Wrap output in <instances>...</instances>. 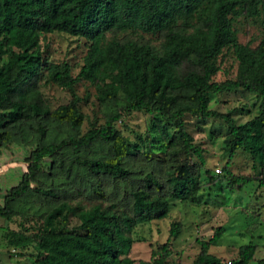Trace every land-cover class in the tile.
Wrapping results in <instances>:
<instances>
[{"label":"trees","instance_id":"16d2710c","mask_svg":"<svg viewBox=\"0 0 264 264\" xmlns=\"http://www.w3.org/2000/svg\"><path fill=\"white\" fill-rule=\"evenodd\" d=\"M260 0H0V127L17 123L21 118L38 119L50 115L55 121L66 124L75 134L46 141L45 127L37 123L32 130L37 134V145L30 150L26 172L16 186L8 189L0 205V217L9 219L12 202L25 194L29 184L40 172L41 159L52 155L62 146H68L74 154L73 161L92 174L122 179L128 171L122 165L125 157L135 155L114 122L122 112L143 110L155 114L163 121H172L177 138L184 151H191L199 159V149L191 143L181 119L184 113L203 118L216 117L223 120L227 132L224 150L228 158L235 149L246 151L256 166L264 168V21L263 35L258 48L249 51L236 41L228 15L236 7L249 15L256 12ZM199 11V23L203 35L182 34L174 30L177 17L184 20ZM139 29L154 34L165 30L162 54H156L149 46L132 41H111L100 48L98 39L111 29ZM199 29V28H197ZM62 32L87 40L88 49L83 64L76 75L71 76L66 62L52 64L49 78L60 87L68 89L70 100L48 110L43 106L34 89L41 69L40 34ZM224 47H231L235 58L245 70L244 77L215 81L212 76L218 70L215 57ZM87 79L97 85L98 99L112 98L122 94L120 110L104 117L103 124L91 126L84 133L78 129L82 113L77 106L73 85ZM107 80V81H105ZM237 88L254 93L259 98L257 114L236 124L228 115L207 108L206 93L229 92ZM189 90L193 106H177L172 91ZM30 126V125H28ZM30 129V128H29ZM4 135L5 131L1 132ZM107 143L111 154L105 158L78 156L80 148L90 143ZM148 156L147 154H145ZM222 168L228 175L227 183L241 188L256 181L264 187L260 176H237ZM195 180L179 168L175 175L166 179L167 192L171 198L193 200ZM42 196H55L51 189L38 186ZM95 194L102 197L99 189ZM65 203L53 207L43 218L41 232L36 240L37 264H165L168 249L163 243L151 251V261L134 263L122 256L129 249L131 239L126 235L133 216L144 220L161 218L167 210L161 184L151 176L144 178V187L132 193L131 210H117L113 204H94L77 213L75 230L54 228L56 218L63 219ZM180 224L171 222L170 237H176ZM216 227L207 240H197L199 249L190 264H220L219 258L207 252L216 245L222 234ZM10 235L15 246L28 241L18 231ZM254 252L250 242L239 245L236 258L229 264H248ZM255 264H264V257Z\"/></svg>","mask_w":264,"mask_h":264},{"label":"rangeland","instance_id":"374dc122","mask_svg":"<svg viewBox=\"0 0 264 264\" xmlns=\"http://www.w3.org/2000/svg\"><path fill=\"white\" fill-rule=\"evenodd\" d=\"M255 10L253 15H249L241 7H236L228 15L237 43L249 51H255L262 39L264 0H260ZM199 17V11L193 12L185 20L177 17L173 28L182 34L204 36ZM164 35L165 30L151 34L139 29H111L100 35L98 44L104 48L111 41H132L149 46L156 54H162ZM38 43L41 69L34 89L42 105L51 111L67 104L71 97L68 89L49 78V67L66 62L70 75H76L83 64L89 42L79 36L53 31L40 34ZM215 64L218 70L212 79L217 82L246 75L231 47L219 51ZM100 84V81L95 84L80 79L72 87L82 113L79 134L91 126L98 127L103 124L105 116L120 110L122 94L117 91L114 97L99 100L97 85ZM172 93L175 104L171 109L193 106L189 90L177 89ZM205 95L208 109L228 114L236 124L257 114L259 98L245 89L208 92ZM181 119L191 143L199 149L200 159L191 151L183 150L172 121H163L158 115L143 110L122 112L121 118L114 122L126 142L135 150V155L122 160V165L128 171L122 179L90 173L73 161L74 154L68 146H62L52 155L41 159L40 172L30 182L28 191L12 202L11 217L7 220L0 217V264H37L35 246L43 218L61 202L66 205L62 209L64 218L53 221L54 228L58 230L77 229V213L94 204H113L115 209L132 215V193L144 187L147 176L161 184L167 210L164 217L151 220L133 216L126 233L131 243L122 256L134 263L151 261V251L165 243L168 249L165 264H190L199 249L197 240H207L216 227H222L216 245L207 249L208 253L219 258L220 264L235 259L239 245L247 242L254 245L248 264H255L264 257V187L258 186L254 180L241 188L229 186L228 175L222 169L228 161L226 169L233 175L264 178V168L256 166L250 155L240 148L235 149L228 158L223 142L227 128L222 119L212 116L203 118L189 113H184ZM37 123L45 127L46 141L75 134L66 124L55 121L49 114L38 119L21 118L15 124L0 127L1 206L8 189L16 186L26 172L29 152L37 145V134L32 130ZM3 131L4 135L1 133ZM110 154L108 144L103 142L90 143L77 153L89 158H105ZM179 168L196 181L192 191L193 200L171 198L167 192L166 179L170 174L175 175ZM38 186L51 189L55 196H42L35 191ZM95 188L102 191V197L95 194ZM171 222L180 224L176 237L168 235ZM11 231H18L29 240L16 247Z\"/></svg>","mask_w":264,"mask_h":264},{"label":"built area","instance_id":"2783aa9c","mask_svg":"<svg viewBox=\"0 0 264 264\" xmlns=\"http://www.w3.org/2000/svg\"><path fill=\"white\" fill-rule=\"evenodd\" d=\"M216 171H218V170L216 169ZM227 264H229V261L227 262Z\"/></svg>","mask_w":264,"mask_h":264}]
</instances>
